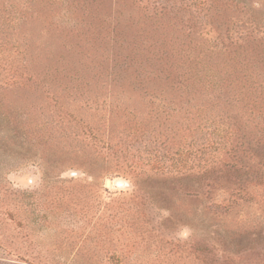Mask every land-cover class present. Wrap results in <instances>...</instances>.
I'll list each match as a JSON object with an SVG mask.
<instances>
[{"label":"rangeland","instance_id":"obj_1","mask_svg":"<svg viewBox=\"0 0 264 264\" xmlns=\"http://www.w3.org/2000/svg\"><path fill=\"white\" fill-rule=\"evenodd\" d=\"M78 2L0 0V264H264V182L186 197L171 157L215 156L199 150L214 126L139 77L205 61L225 75L242 52L245 78H264V0ZM237 105L218 112L245 124Z\"/></svg>","mask_w":264,"mask_h":264},{"label":"trees","instance_id":"obj_2","mask_svg":"<svg viewBox=\"0 0 264 264\" xmlns=\"http://www.w3.org/2000/svg\"><path fill=\"white\" fill-rule=\"evenodd\" d=\"M78 1L75 9L87 11L88 16H90L94 12L93 3L99 0ZM153 8L156 13H167L166 10L168 9L164 3H159V6L154 4ZM116 30L117 27L114 26L111 31L115 32ZM113 41L115 42V36ZM235 54L232 58L234 59L233 63L228 64L229 72L225 75H223V70L217 69L218 66H213L206 61L204 64L195 63L185 67L175 63L168 67L159 66L158 68L151 65L150 67L154 68L146 74H143V70L148 66H139L141 73L139 77H141L142 82L159 80L166 85L169 84L175 91L184 93V108L189 114L188 117L192 123L190 125L197 123L199 128L214 126L213 132L218 141L203 143L199 150L205 154L209 148H215V156L203 158L204 161L197 167L195 166L196 168L188 160L194 151L190 147L177 149L171 157L172 165L176 167L177 173L184 175L182 179L184 180V195L186 197L199 199L208 197L211 192L218 190V188H228L230 184L236 185L237 179L241 183V181L244 182L245 178L252 179L253 177L254 180L255 178L258 179V182L262 181V184L264 182V127L262 126L264 125V78L248 77L246 79L248 73L253 72V67L249 65L251 62L246 63L245 60H241L244 53L235 52ZM228 55L230 57V54ZM235 58L238 60L235 61ZM232 59L230 57V60ZM128 62L130 61L125 63ZM130 68L126 67L127 70ZM148 74L153 75V77L148 78ZM242 74L245 76H241ZM28 75L33 77L35 74L30 72ZM235 75L238 78L234 77ZM200 94L207 98L205 102L198 96ZM236 104L242 107L243 117H247L245 124H241L238 120L232 121L230 116L226 113L222 114L221 110L218 112V109L224 105H229V110H232ZM219 114H225V116L220 118ZM162 165L164 166V164ZM227 176L228 180L226 181ZM232 189V198L228 200L226 207L234 204L232 201L234 200V193L240 188L232 187ZM213 206L221 207L217 203ZM208 251L205 249V255H208ZM209 259L208 263L217 264L214 258Z\"/></svg>","mask_w":264,"mask_h":264},{"label":"water","instance_id":"obj_3","mask_svg":"<svg viewBox=\"0 0 264 264\" xmlns=\"http://www.w3.org/2000/svg\"><path fill=\"white\" fill-rule=\"evenodd\" d=\"M117 183H118V185H120V186H124V185H126V183H125L124 181H118Z\"/></svg>","mask_w":264,"mask_h":264}]
</instances>
